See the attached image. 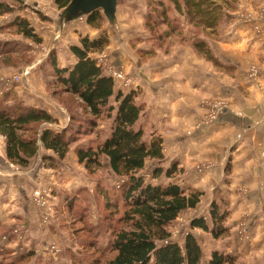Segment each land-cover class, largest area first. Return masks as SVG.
I'll use <instances>...</instances> for the list:
<instances>
[{"label":"crops","instance_id":"1","mask_svg":"<svg viewBox=\"0 0 264 264\" xmlns=\"http://www.w3.org/2000/svg\"><path fill=\"white\" fill-rule=\"evenodd\" d=\"M239 1L238 8L230 14V23L224 29L223 42L218 43L223 54L220 52L214 54L222 67L215 66L203 56L199 57V54L198 56L187 46H177L169 56L158 57L155 63L143 64L134 61L133 68L132 66L130 68L133 69V76L129 78L130 83L121 82L123 87H129L127 90L120 87L114 79L117 89L124 93L135 92L136 102L142 106L145 104L146 110L143 108L141 119L147 120L156 131L153 135L162 139L164 159L147 160L145 168L139 175L144 178V175H149L151 180L147 181L152 184L169 182L185 191L201 192L200 203L194 209L198 210L199 207L210 209L214 203L220 208L223 207L224 210H221L227 211L230 215L226 221V227L231 233L229 240H215L212 236L206 240L215 242L220 249H229L236 253L239 249L235 237L237 219L243 211L248 209L255 213L256 208L260 209L264 204V36H258L252 30V24L244 18V15L256 11L254 0ZM81 29L85 33L84 36L92 34L93 31L97 32L88 24ZM97 34L90 35L89 38L97 39L99 37ZM78 43L79 39L72 45ZM114 52L117 56L122 53L116 49ZM95 54L91 56L97 60ZM120 58H123L122 54L119 55L118 59ZM57 62L64 68L73 66L77 59L68 48L57 53ZM123 63H126L124 59ZM253 64L261 67L257 80L249 76ZM31 83L33 82L29 80L28 89L26 88L28 92L25 91L24 95L20 88L16 90L18 95L24 97L27 105L47 110L60 121V124L62 120L67 119L61 106L52 97H48L44 89V94L39 92L40 95H35ZM208 98L225 100L228 109L213 123L203 124V113L207 112V108L202 106L201 101ZM60 124L57 127H60ZM107 135L108 133L104 138ZM43 156L55 157V154L41 149L29 167L13 165L6 157L5 138L0 135V229L9 231L21 228L26 236L27 246L35 252H41L38 256L47 261L53 255L56 256L48 250L51 244H55V239L64 241L69 239L71 234L69 228L60 223L62 220L70 223L66 218L67 211L61 206L64 195L74 196L81 192V196L84 193L80 198L85 197L88 204L86 206L81 204V207L86 208L87 215H91L94 201L97 220L92 224L97 225L100 221L97 200L101 201L97 197L98 184L119 188L123 179L113 173L106 156H102V168L94 175L83 164L77 162L73 148L57 168L45 166ZM104 161L107 162V166ZM201 163H211L208 164L210 168L199 169ZM174 165L177 172L172 177L162 175L153 179L154 169L157 167L168 169ZM106 169L114 182L107 175L105 178L95 176ZM149 170V173L144 174ZM59 172L66 175V180L61 186L54 180L55 174ZM78 172L92 179L88 180L92 186H87L83 177L82 181L78 176L75 177ZM69 175L75 177L74 181ZM161 178L167 182H157ZM36 188L52 190L51 214L52 217L54 215L56 217L50 228L42 224L44 216L33 202V190ZM77 208L78 206H75V209ZM189 210L191 209L187 211ZM253 221L256 222L257 218ZM71 222L81 223L77 220ZM64 230L67 233L62 238L63 232L59 231ZM197 231L205 233L199 228L190 227V232L202 243L199 239L202 236L201 234L198 236ZM258 241L253 238L251 245H243L240 248L244 247L246 254L249 255L264 254V243ZM61 251L64 253L65 249Z\"/></svg>","mask_w":264,"mask_h":264},{"label":"trees","instance_id":"2","mask_svg":"<svg viewBox=\"0 0 264 264\" xmlns=\"http://www.w3.org/2000/svg\"><path fill=\"white\" fill-rule=\"evenodd\" d=\"M10 1L14 4L20 2V0L0 2V15L14 12L15 6L9 3ZM51 1L59 10H63L71 0ZM229 1L167 0L166 3L160 0L158 6L163 13L161 19L169 27L172 21L167 17L170 11L175 9L192 24L216 34L222 27L223 19L231 18L230 14V16L225 14V6ZM86 18L89 26L100 29L101 22L106 17L102 10H96ZM10 27L15 28L18 34L36 44L43 43L42 36L35 33L26 18L16 16L11 21ZM108 43L106 36L97 39L84 36L79 38L77 45L69 47L70 52L77 59L73 66L61 68L55 52H52L47 60L51 67L54 89L56 88L50 94L52 98L55 99V95L63 94L75 99L77 106L86 113L85 120L93 132L100 120L110 121L106 138L100 139L96 136L88 145L76 146L75 152L77 162L83 164L93 175L102 168V156L109 159L111 170L117 177L122 178L123 182L119 188H109L108 185L98 184L97 197L103 203L102 211L106 209L111 213L120 205L128 207L122 219L129 227L120 228V230L110 228V224H105L106 216L103 220L101 216L97 225L86 221V226L89 228L87 232H95L94 238L97 235L101 237L107 232L112 234L109 249L114 255L107 264H203L204 251L192 232H188L184 243L180 244L171 239L172 234L168 230V226L177 219L179 214L196 208L200 203L201 192L185 191L180 186L169 182L168 184H152L139 175V172L145 168L147 160L162 161L164 159L162 139L151 135L147 140L144 126L141 124L143 106L136 102V93L133 91L124 93L117 89L114 78L105 74L98 60L91 56L95 52H103ZM193 47L200 56L215 66H223L212 54L213 52H210L205 41H196ZM12 91L10 89L3 97L0 96V135L5 138V153L8 161L21 168H27L40 150L45 149L55 154V157H42L45 166L57 168L77 142L75 136L67 135L65 129H57L60 124L58 119L47 110L16 101ZM63 107L70 114V108ZM71 120H74L73 116ZM176 172L175 165L168 169L157 167L153 170L152 177L154 179L165 175L170 178ZM80 193L74 196L64 195L61 206L67 211V219L71 213H77L78 208L75 209V206L88 204L85 197L80 198L84 196V193L81 196ZM84 206L79 214L81 217L77 216V222L85 223L83 219L84 215H87V210ZM209 212V219L203 216L193 218L190 227L199 228L211 234L214 239L226 237L229 228L225 223L229 213L222 211L215 203L212 204ZM90 249L95 252L94 248ZM64 253L69 260H72V264L77 261L78 253L73 252L72 249L66 248ZM84 255L92 259L89 254H83V257ZM34 257L33 251L30 250L18 259L23 262ZM39 261L42 264H48V261L41 257ZM207 264H236V261L234 257L215 250Z\"/></svg>","mask_w":264,"mask_h":264},{"label":"rangeland","instance_id":"3","mask_svg":"<svg viewBox=\"0 0 264 264\" xmlns=\"http://www.w3.org/2000/svg\"><path fill=\"white\" fill-rule=\"evenodd\" d=\"M4 1L5 0H0V2ZM159 1L160 0H119L114 23H110L106 18H104L101 22L102 26L100 29L93 28V30H97V32L92 30V34H86L88 37H91L98 33L99 37L106 36L109 40L108 46L105 50L103 52H95L96 54L94 55L95 58L100 61V65L102 67L108 64L107 66L110 65L117 70H123L126 77L130 78V76H133V69L130 68L134 61H139L143 64H151V62L155 63V60H157L158 57L169 56L173 49L177 46H187L198 55L197 51L193 47V44L196 41H205L210 52H213L212 54L216 55L217 52L223 54L219 49L218 43L223 42L225 35L224 29L231 21L230 17L223 19L221 24L222 27L218 29L216 34H214L204 31L201 27L194 25V23L192 24L187 18H185V16L179 15L177 11L173 9L167 17V19H171L172 21V25L169 27L167 24H164V21L161 19V15L163 13L160 11L161 9L158 6ZM163 1L167 3V0ZM9 3H11V1ZM239 3V0H234L232 2L230 0L228 5L225 6V14L230 16L229 14L238 8ZM11 4L15 6L14 12L0 15V82L10 80L14 76H21L19 82L9 84V87H12L11 90L14 92L13 97L16 98V101L28 104L23 99L24 97L18 95L16 90L20 88L24 91L23 95L26 94L25 91H27V84H29V80H31L33 82L31 83V87H33L35 95H40L39 92H43L44 94V91H46L49 97L50 94L54 92L56 88L54 89V81L50 73L51 67L47 62L48 57L52 52H55L57 55L58 52L68 49L74 42L83 37L85 33L81 27L87 24V18L86 16L80 17L70 24L66 23L62 32H60L58 27V18L62 10H59L53 1L20 0L17 4ZM253 4H255L256 7L255 12L264 8V0H254ZM16 16L29 20V23L35 30V33L42 36V44H36L32 40L18 34L15 28L10 27L11 21L14 20ZM171 27L174 28L172 29ZM115 49L122 51L121 54L123 58H120V60L118 57L121 54L117 56L114 52ZM110 52L113 53L111 54ZM104 56H106V58H104ZM227 56L229 55L227 54ZM123 59L126 63H123ZM103 60H105V62H103ZM255 65L257 64H253L251 67ZM107 66L103 68L105 73H108V69L106 68ZM24 70L28 71V75L26 77L21 75ZM121 81L122 80H117L118 85L122 88H126L127 90L129 87H123L124 85ZM5 89L6 86L2 87V89L0 88V96L3 97L5 93L4 91V94L1 93V90ZM139 94H141V92ZM55 97L56 98L53 99L61 106L64 111L63 115L67 117V119L61 121L60 127H57V129H65L67 131V135L71 134L75 136L77 142L74 144L73 150L76 149V146L88 145V143L94 140L93 138L96 136L101 139L109 132V120H100L98 122V127L95 128L93 132V130L89 129V125L85 120V118H87L86 113H84L83 109L77 106L75 99L67 97L63 94L60 96L55 95ZM216 101L217 100L214 98H208L205 100V103H215ZM140 102L141 101H139V103ZM203 102L204 101L202 100L201 104H203ZM56 106L58 107V105ZM63 106L70 108V114ZM143 108L146 110L145 104H143ZM203 114L204 117L202 121L205 120L207 112ZM71 116L74 117V120H71ZM147 122V120L141 119V124L146 130L145 136L147 140H149L150 135L156 134V131H154V127ZM104 163L105 166H107V162L104 161ZM208 164L211 163H201V169H204ZM208 168H210V166ZM149 172L150 170L144 174ZM106 175L110 177L112 182H114L113 177L109 176L107 169L102 170L101 173L95 176L100 178L103 176L105 178ZM74 176H78L81 181L83 177V180L85 181L84 183L88 184L87 186H92V184L89 183L92 179H88L86 175H82L78 172L77 175ZM144 176L146 180H151L149 175ZM75 177H73L72 181H74ZM54 180L61 186V184L66 180V175L61 172L58 174L56 173ZM157 182L166 183L167 180L161 178ZM74 184H76V182H74ZM97 205L99 208L100 220L101 216H103L102 220L105 219L106 216L104 221L105 224H110V228L120 230V228L129 227L122 219L123 213L128 207L120 205L118 209L109 213L106 209L102 211L103 203L101 201L97 200ZM82 207L81 204H79L78 208L80 209H78L77 213L70 214L68 217V222L70 223L65 225L66 223L63 220L60 222L63 226L65 225L66 228H69L71 234H69V239H64V241L56 238L54 245L59 246L61 250L69 248L72 249L73 252L75 251L78 253V255H76L77 261L74 262V264H107L108 260L114 255L109 249L112 234L107 232L105 235L101 234V237L97 235L94 238L95 232H87L89 228L86 226V221L88 220L89 223L92 224L97 220V211L94 201L92 204L91 215H84L83 222L85 223L74 225L71 221L77 220V216L81 217L79 214ZM262 208L263 207L260 209L256 208L255 213L247 209L243 211L241 216L237 219L238 223L236 226L237 229L235 231V237L236 242L239 244L238 253L232 252L229 249H220L219 246H216L215 242L206 240V238L211 239V234L207 233V235H205V233L197 231V235L200 236L201 234L202 236V238H199L202 243H199L204 251L203 264H207L209 262L211 254L215 250L234 257L236 264H264V254L259 253V255H249L246 254V249L244 247L240 248L243 245H251L253 238L259 240L258 242L264 243V210ZM221 209L224 210L223 207ZM209 210L210 209L206 207H199L198 210L191 209L189 211L185 210L182 212L178 219L168 226V230L172 234L171 239L177 243L183 244L186 234L190 232L191 220L202 216L209 219ZM46 215L48 216V222H44L43 220L42 224L50 228L56 215L53 214L54 217H52L50 212H47ZM256 218L257 221L254 222L253 219ZM20 229L19 227L9 231L0 229V264H42L40 263L41 260L39 261L40 256L27 246L26 236ZM15 230L19 232L18 236H12ZM59 232H63L62 238L64 237V234L67 233L65 230ZM6 234L10 235V238L6 239ZM230 236L231 233L229 230L226 237L215 240L227 239L226 241H228ZM90 248H94L95 252ZM30 250L33 251L35 257L28 261L21 262L18 258L25 255ZM83 254H89L92 259L86 257V255L83 257ZM55 255L56 256L53 255L51 257L53 261L51 259L47 260L48 264H72V260H69L68 257L65 256V253H62V251L61 253H56Z\"/></svg>","mask_w":264,"mask_h":264},{"label":"built area","instance_id":"4","mask_svg":"<svg viewBox=\"0 0 264 264\" xmlns=\"http://www.w3.org/2000/svg\"><path fill=\"white\" fill-rule=\"evenodd\" d=\"M244 18L249 21L252 24L253 27V31H255V33L259 36H264V8L259 10L258 12H254L253 14H248V15H244ZM104 58H106V56H104ZM103 62H105V60H103ZM98 64L100 65V61H98ZM108 65V64H107ZM104 65L102 67L105 68ZM107 70V74H109L110 76H112L114 79L116 80H122L123 84H129L130 83V79L129 77H126V75L124 74L123 70H117L114 67H111L110 65L106 67ZM260 65H255L253 67L250 68L249 71V76L251 79L253 80H257L260 76ZM104 71V70H103ZM22 76L26 77L28 75V71L24 70V72L21 74ZM21 76H14L12 79L10 80H4L0 82V88L2 89V87L6 86L5 90H1V93H5V91L10 90L11 88L9 87V84H14L15 82H19ZM121 81V82H122ZM260 87H262L260 85ZM3 93V94H4ZM202 106H204L205 108H207V114L205 115V120L202 121L203 124H211L213 123L220 114H222L224 111H226L228 109V105L226 103L225 100H217L215 103H205V101L203 102ZM209 167V165H206L205 168ZM199 169H201V167H199ZM51 196H52V190L48 189V188H36L33 191V202L34 204L38 207L39 211L41 212V214L44 216V222H48V216L46 215L47 212L51 213ZM263 210H264V205H263ZM18 231L15 230L14 234H12V236H18ZM7 238H10V235L6 234ZM49 252H52L54 254L56 253H61V248L57 245L51 244L48 248ZM38 255H41V252H36Z\"/></svg>","mask_w":264,"mask_h":264},{"label":"water","instance_id":"5","mask_svg":"<svg viewBox=\"0 0 264 264\" xmlns=\"http://www.w3.org/2000/svg\"><path fill=\"white\" fill-rule=\"evenodd\" d=\"M119 0H71L65 7L59 18L58 24L62 31L66 23H70L80 17H85L96 10H102L110 23H114Z\"/></svg>","mask_w":264,"mask_h":264}]
</instances>
